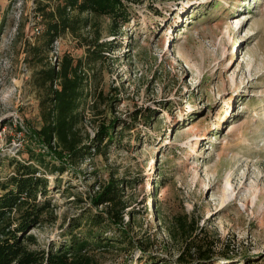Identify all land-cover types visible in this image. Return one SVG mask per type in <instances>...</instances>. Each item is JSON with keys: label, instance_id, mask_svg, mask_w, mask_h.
I'll list each match as a JSON object with an SVG mask.
<instances>
[{"label": "rangeland", "instance_id": "rangeland-1", "mask_svg": "<svg viewBox=\"0 0 264 264\" xmlns=\"http://www.w3.org/2000/svg\"><path fill=\"white\" fill-rule=\"evenodd\" d=\"M36 7L0 0V180L10 158L28 159L29 129L41 125L35 73L63 54L85 57L69 33L46 51ZM129 16L115 31L106 17L91 18L107 49L85 67L79 132L92 137L113 118L129 127L119 147L49 176L67 188L51 192L58 218L31 232L41 247L59 240L113 174L129 180L126 211L142 259L182 264V244L166 228L186 214L214 264H264V0H140ZM138 110L149 121L134 118ZM104 252L100 264H135L142 255Z\"/></svg>", "mask_w": 264, "mask_h": 264}, {"label": "trees", "instance_id": "trees-1", "mask_svg": "<svg viewBox=\"0 0 264 264\" xmlns=\"http://www.w3.org/2000/svg\"><path fill=\"white\" fill-rule=\"evenodd\" d=\"M139 1L35 0V13L42 22V45L46 51L59 37L69 33L75 40L82 41L85 57L73 62L70 55L63 54L55 58L51 66L35 73L34 83L42 90L39 100L41 125L29 129L28 159L10 158L12 171L0 180V264H100L99 250L123 255L133 249L142 254L135 264H156L151 258L142 259L146 250L141 240L131 235L130 223L134 215L126 211L129 206L125 193L130 186L129 180L113 174L98 183L97 190L87 196L90 208L95 211L85 207L71 217L59 234V240L41 247L31 232L53 224L58 218L51 192L61 190L60 180L57 176L54 179L49 176L62 175L75 161L86 156L102 155L112 146L119 147L122 133L129 127L121 125V119L113 118L109 124L99 126L92 137H82L79 108L88 83L85 67L100 59L107 49L99 42V31L92 28L91 18L106 17L115 31L129 22V5ZM86 29L92 30V34H84ZM139 116L148 121L151 117L141 110L133 115L134 118ZM117 127L120 129L115 130ZM99 206L104 207L98 210ZM126 214L129 221L125 220ZM159 219L165 223L163 217ZM197 225L186 214L171 217L166 231L182 244L178 261L214 264L210 260V246L200 240L201 228ZM130 262L122 259L115 264H133Z\"/></svg>", "mask_w": 264, "mask_h": 264}, {"label": "bare ground", "instance_id": "bare-ground-1", "mask_svg": "<svg viewBox=\"0 0 264 264\" xmlns=\"http://www.w3.org/2000/svg\"><path fill=\"white\" fill-rule=\"evenodd\" d=\"M154 169H155V166L153 165V171H154Z\"/></svg>", "mask_w": 264, "mask_h": 264}, {"label": "built area", "instance_id": "built-area-1", "mask_svg": "<svg viewBox=\"0 0 264 264\" xmlns=\"http://www.w3.org/2000/svg\"><path fill=\"white\" fill-rule=\"evenodd\" d=\"M36 30L38 31V28H36Z\"/></svg>", "mask_w": 264, "mask_h": 264}]
</instances>
